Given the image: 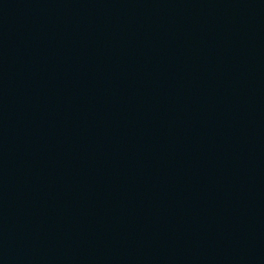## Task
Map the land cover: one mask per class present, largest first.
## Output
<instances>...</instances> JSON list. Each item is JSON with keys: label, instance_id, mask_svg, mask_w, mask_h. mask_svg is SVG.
Returning a JSON list of instances; mask_svg holds the SVG:
<instances>
[{"label": "water", "instance_id": "95a60500", "mask_svg": "<svg viewBox=\"0 0 264 264\" xmlns=\"http://www.w3.org/2000/svg\"><path fill=\"white\" fill-rule=\"evenodd\" d=\"M0 264H264V0H0Z\"/></svg>", "mask_w": 264, "mask_h": 264}]
</instances>
